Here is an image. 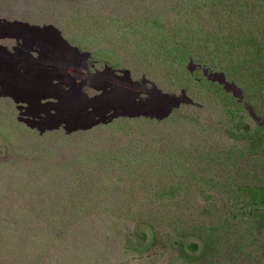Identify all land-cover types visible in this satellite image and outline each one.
Listing matches in <instances>:
<instances>
[{
  "label": "rangeland",
  "instance_id": "rangeland-1",
  "mask_svg": "<svg viewBox=\"0 0 264 264\" xmlns=\"http://www.w3.org/2000/svg\"><path fill=\"white\" fill-rule=\"evenodd\" d=\"M1 27L59 34L62 46L90 56L85 68L73 51L48 53L27 39L45 58L33 69L0 68V84H63L68 72L92 87L89 101L59 113L44 105L55 117L17 110V99L27 106L47 91L0 93V264H178L175 234L228 233L216 227L232 215L227 202L241 201L232 185L264 183V151L253 160L246 148L255 123L264 124V0H0ZM8 35L0 48L23 54L13 38L2 45ZM238 116L246 133L232 130ZM222 151L231 158L216 157ZM243 211L237 219L250 218ZM146 222L156 239L140 253L128 249ZM229 239L221 250L214 244L218 264L264 262L261 239L234 253Z\"/></svg>",
  "mask_w": 264,
  "mask_h": 264
},
{
  "label": "trees",
  "instance_id": "trees-1",
  "mask_svg": "<svg viewBox=\"0 0 264 264\" xmlns=\"http://www.w3.org/2000/svg\"><path fill=\"white\" fill-rule=\"evenodd\" d=\"M259 43L254 45L255 51H258ZM264 69L262 66L260 72ZM225 71H229V68H224ZM227 94V93H226ZM232 98V97H231ZM233 100L235 98H232ZM236 100V99H235ZM244 110V108L242 109ZM264 122V121H263ZM236 125L232 127V130L236 133L247 132L249 125L246 120L238 116L236 120ZM262 125V126H261ZM255 129L253 130L249 143H247V149L249 154L255 152L252 157L253 160L257 159V153H262L264 147L260 149H255L256 144L254 143V137H258V142L264 141V124L255 123ZM254 134V137H253ZM216 157L223 159H230V154L225 151L216 154ZM233 159H236L233 156ZM256 169L253 171H248L247 175H255ZM231 187V185H229ZM233 195H238L241 197V201L235 204H231V201L227 202L229 209L233 208L231 212V217L228 222L223 224L221 227H216L217 231L227 229L228 233L224 235L221 239L215 236V228L212 226L204 227L202 229L204 235L202 236L200 231H186L184 233L175 234L173 239H171L169 248L172 251L174 260L178 264H197L202 260L203 264H218L219 260L216 257V250L214 244L218 245V249H222L221 245L227 244V238L229 236V241L233 240L231 246V252L234 253L236 247L238 250H244L248 248L247 242L263 241L261 247L256 252H264V183L255 184L248 182L246 184H233ZM243 210H247L250 213V218H238L237 213L242 212L241 216L244 217ZM141 225L134 228L130 237L126 240V246L128 249L135 250L138 253L144 249H148L152 242L156 239V229L154 226L146 223L137 224ZM180 230V228H179ZM229 234V235H228ZM233 237V238H232ZM261 239V240H260ZM211 255L212 260L209 263H205L206 255ZM259 257V256H258ZM260 259V258H259ZM257 264H264L261 261Z\"/></svg>",
  "mask_w": 264,
  "mask_h": 264
},
{
  "label": "bare ground",
  "instance_id": "bare-ground-1",
  "mask_svg": "<svg viewBox=\"0 0 264 264\" xmlns=\"http://www.w3.org/2000/svg\"><path fill=\"white\" fill-rule=\"evenodd\" d=\"M1 30H2V27L0 28V37H2L1 34H10V35H8L9 36V42L2 44L3 46H8L10 44V39L13 38L17 42V45H15V44L12 45L15 50H18L19 53L25 54V52L22 51V49H20V47H23L24 49H28V52H27V55L20 54L17 57L14 50H12V49L10 50L7 47H1L0 48V68H3L7 65H11V66H13L12 68H17V67L20 68V67L28 66V67L33 69L43 60V58H45L44 54L42 53L43 50L41 48H32V47H29L26 45L27 39L31 40L33 42H36L37 44L40 43V45L42 47H43V42L53 44L50 47V49H49V47H47V48H48V50L52 49L55 52L61 51V49L64 50L65 52L72 51L69 48H67V45L62 46L60 44L62 40H61L59 34L55 35L52 39L50 36H45V35L44 36L27 35L26 32H24V31L3 32ZM74 49H76V47H74ZM34 51L37 52V56L33 57L31 55V53ZM75 53H77L76 55H78V58L80 60L79 66H83V67L87 68V62L83 60V57L86 58L88 56L81 54L78 51H76ZM85 54L88 55V53H86V52H85ZM14 59H16L18 61H15ZM127 73H129V72H127ZM104 74L105 73H102V75H104ZM108 75L113 79H121L120 77H118L117 75H115L113 73H107V76ZM64 76L66 78L70 77L69 82L66 79L62 84L61 81L58 82L56 80L49 79L46 81L38 82L37 84H35L34 86H32L28 90L21 89L20 87L17 86V84L9 81V82H6V84L5 83L0 84V93L1 92H13V93H19V94H24V95H28V96H33L34 94H39L40 92L47 91L48 93L43 97L45 99L44 101H38L35 103L27 101L30 104L27 106L25 104H23L21 102V100L17 99V102H20V103H17V110H20V112L23 113L27 108H30V107L37 108L39 111V116H43V115L47 114L45 112L47 110L50 111L49 109H45L44 105L48 106V105L53 104L54 105L53 109H55L57 111L56 113H59L60 112L59 105L61 107V101H63L64 103H66L68 105H70V103L74 104L75 102H80L82 100H85V102L89 101V97H88L87 93L84 91V89L88 86H92V84L86 82L85 80H82L80 83H77V82H75L76 80H74L73 77H71V75L68 73H66ZM80 84H82V85H80ZM2 90H4V91H2ZM10 95L14 98L16 96H18L16 94H10ZM52 95H53V99L47 101V99H50ZM62 95L67 96V97L62 98ZM69 97H70V99H69ZM51 114L53 117L56 116L53 111H50V115ZM87 114H88V112H87ZM19 117L26 120L29 123L32 122V120H27L26 116L19 115ZM108 117H110V116H108ZM112 117H113V115H112ZM102 120L104 121V119H102ZM33 122H37V121H33ZM96 122H98V120Z\"/></svg>",
  "mask_w": 264,
  "mask_h": 264
},
{
  "label": "clouds",
  "instance_id": "clouds-1",
  "mask_svg": "<svg viewBox=\"0 0 264 264\" xmlns=\"http://www.w3.org/2000/svg\"><path fill=\"white\" fill-rule=\"evenodd\" d=\"M21 31H24V30H21ZM24 32H25V31H24ZM40 36H44V35H40ZM60 38H61V35H60ZM64 40H65V39H64ZM65 41H66V40H65ZM65 41H64V42H65ZM65 44H67V45L69 46V47L67 46V48H69L70 50H72L74 53H75L76 51H78V50L74 49V47L71 46V45L68 43V41H66ZM52 45H53V44H50V43H45V44H43V46H45V47H51ZM61 47H62V46H61ZM46 51H47L48 53H49V52H55L54 50H47V49L45 50V52H46ZM61 51H63V50L61 49ZM56 52H60V51H56ZM79 53L86 55L85 52H79ZM75 54H77V53H75ZM86 56H90V54H89V55H86ZM59 60H60V59H56V60H55L56 62H54L52 65L54 66V64H55V63H58ZM65 60H66V59H65ZM66 61H67V60H66ZM55 65H56V64H55ZM66 73H68V72H65L64 75H65ZM68 74H69V73H68ZM75 80H76V79H75ZM6 82H8V81H6ZM6 82H5V83H6ZM75 82H77V81H75ZM77 83H80V82H77ZM80 85H82V84H80ZM88 87H92V86H88ZM86 93H87V92H86ZM2 95H4V94H2ZM87 95H88V93H87ZM63 97H67V96H63V95H62V98H63ZM88 97H89V95H88ZM69 99H70V97H69ZM89 99H91V98L89 97ZM61 104H62L64 107L68 105V104H66V103H64V102H62ZM78 116H79V115H78Z\"/></svg>",
  "mask_w": 264,
  "mask_h": 264
}]
</instances>
